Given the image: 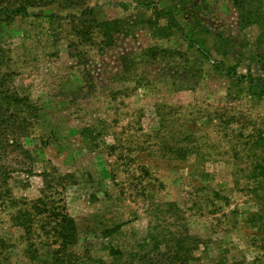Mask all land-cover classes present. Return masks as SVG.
Returning a JSON list of instances; mask_svg holds the SVG:
<instances>
[{"label":"rangeland","instance_id":"1","mask_svg":"<svg viewBox=\"0 0 264 264\" xmlns=\"http://www.w3.org/2000/svg\"><path fill=\"white\" fill-rule=\"evenodd\" d=\"M150 4L89 0L94 16L81 17L64 1L0 0V14L25 10L0 21L13 58L2 72H16L40 118L29 153L9 151L19 163L0 206V264H37L14 214L45 185L48 205L78 224L79 264L161 257L177 243L187 264H264L250 176L264 159V0L248 27L235 0ZM35 229L49 260L59 244L42 219Z\"/></svg>","mask_w":264,"mask_h":264},{"label":"trees","instance_id":"2","mask_svg":"<svg viewBox=\"0 0 264 264\" xmlns=\"http://www.w3.org/2000/svg\"><path fill=\"white\" fill-rule=\"evenodd\" d=\"M65 8L74 9L79 8L81 10V17L88 15L94 16V9L88 6L89 0H36L39 4L54 5L57 2H62ZM259 1V0H257ZM154 0H137V4L143 8H152ZM256 0H235V6L239 13L241 23L248 27L253 24H260V19L254 15L255 6L253 3ZM150 4V5H149ZM156 9V8H155ZM25 12L23 9L6 10L0 14V21L3 18H8L9 15L20 14ZM149 24L152 29L153 25L150 21H144ZM154 34L156 37H166L169 35V28L166 26H156ZM9 50L0 48V206H3V200L8 199L12 201V194L8 184L7 173L10 169V163L18 164L19 161H12L9 157V151H15L24 148L23 138L29 136V130L36 127L39 123L38 108L34 105L33 100L28 96H20L19 92L15 90V87L11 84L14 82L16 72L11 69H7L2 72L5 62L9 63L13 58L9 57ZM131 55H125L122 60H126ZM14 148V150H11ZM9 163V164H6ZM46 174V172H45ZM251 178H254L255 187L253 193L257 200V211H264V159L261 164H256L251 172ZM46 184V179H45ZM47 187L42 190L43 196L38 200L26 202L25 207L19 209L13 216L14 221L22 229V238L27 246V257L31 262H37V264H79L82 257L69 249L74 247L78 243L79 227L75 219L67 213L65 206L53 205L50 206L46 202ZM2 201V202H1ZM12 216V217H13ZM259 220H263L262 215H254ZM44 222L45 226L50 227V230L46 233L56 238L59 246L57 248H50L47 255L49 260H43L40 256L38 248V235L36 232V225L39 221ZM199 240L196 239V242ZM181 243H177L176 247L165 246L166 252L161 253L158 250V255L161 257H154L151 254L140 253L131 263L126 264H175L178 261L180 264H187L188 257L185 250L180 246ZM182 251L183 254H180ZM169 260V262H168Z\"/></svg>","mask_w":264,"mask_h":264}]
</instances>
